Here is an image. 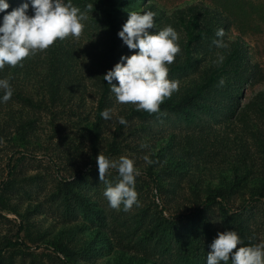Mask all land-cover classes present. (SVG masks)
I'll use <instances>...</instances> for the list:
<instances>
[{"label": "trees", "instance_id": "trees-1", "mask_svg": "<svg viewBox=\"0 0 264 264\" xmlns=\"http://www.w3.org/2000/svg\"><path fill=\"white\" fill-rule=\"evenodd\" d=\"M24 2L9 0L10 7L0 13V21ZM71 2L87 17L84 29L90 31L83 46L71 36L58 39L21 64L0 69V79H7L13 92L9 101L0 102V141L15 146L7 156V175L0 183V211L9 205L7 193L17 186L15 172L20 162L31 157L21 151V145L36 137L42 111L61 106L71 98L69 94L78 96L82 103L78 107L85 108L90 85L99 92L97 106L93 116L86 110L78 115L76 110L68 112L69 119L78 116L74 126H84V138L75 136L66 148L58 144L55 156L47 157V173L40 178H50L53 189L28 207L15 238L0 235V264H13L10 252L14 249L30 248L21 232L29 234L36 225L32 219L43 213L55 219L56 223H49L55 231L49 237L50 230L42 229L36 233L38 239L49 237L55 251L70 258L80 253L87 259L117 255L116 264H207L212 242L218 233L228 230L237 231L245 245H264V89L242 101L246 87L259 81L258 77L263 79L264 72L252 60L244 41L228 38L233 23L245 25L256 19L258 25L264 24V3L214 0L208 7L196 4L169 15L161 13L156 19L161 29L172 26L180 36L181 51L169 65V79L191 81L166 98L158 113L137 111L132 104L129 112L117 119L123 117L127 124L117 121L108 135L112 113L107 120L101 113L111 110L112 92L103 76L122 56L138 51L129 50L118 36L127 21L121 16L126 3ZM219 29L225 32L226 48L213 43ZM220 55L225 57L222 64L217 63ZM221 79L226 81L223 86ZM3 94L0 90V96ZM164 110L169 115H161ZM21 116L28 118L24 121ZM160 119L183 124V131L172 130L158 139L161 143H153L151 139L157 135L151 129ZM136 133L142 136L139 147L133 148L130 139ZM147 135L152 138L147 140ZM127 150L141 175L136 178L140 205L125 212L123 206L117 210L108 201H98L108 183L115 185L120 177L116 170H109L105 176L108 183L101 182L97 157L101 154L119 160ZM145 156L153 162L147 163ZM93 179L96 181L90 182ZM46 189L43 185L38 191ZM236 197L241 203L234 209ZM75 228L81 242L67 238ZM72 245L78 246L73 250Z\"/></svg>", "mask_w": 264, "mask_h": 264}, {"label": "clouds", "instance_id": "clouds-1", "mask_svg": "<svg viewBox=\"0 0 264 264\" xmlns=\"http://www.w3.org/2000/svg\"><path fill=\"white\" fill-rule=\"evenodd\" d=\"M9 0H0V13L9 9ZM29 8L32 9L29 15ZM156 13L129 12V18L118 32L123 44L129 50H137L130 56H122L113 69L103 77L111 85V92L115 94L120 104H133L136 110L148 113H158L166 98L178 91V82L169 79V65H171L180 49L179 33L167 26L158 31H150L155 27ZM86 15L71 0H25L19 7L7 12L0 21V69L5 65L15 67L37 52L47 50L58 39L64 40L71 36L79 38L84 30ZM225 32L219 29L217 39L213 43L218 48H226L223 37ZM225 57L220 55L217 63H223ZM118 83H113V81ZM226 83L221 79L219 84ZM0 102L6 103L13 95L7 79H0ZM107 120L111 118L109 110L101 113ZM121 125L127 121L121 117ZM147 163L151 164L148 156ZM99 178L108 183L105 176L109 170H116L119 181L112 185L108 183L103 195L109 206L127 212L135 205L139 207L136 178L141 171L134 160L121 156L119 160L99 155L97 157ZM238 245H241L237 248ZM236 249V251H233ZM264 264V245H245L237 231L228 230L218 233L211 244V251L207 255V264Z\"/></svg>", "mask_w": 264, "mask_h": 264}, {"label": "rangeland", "instance_id": "rangeland-1", "mask_svg": "<svg viewBox=\"0 0 264 264\" xmlns=\"http://www.w3.org/2000/svg\"><path fill=\"white\" fill-rule=\"evenodd\" d=\"M119 4L126 3V5L121 10L122 18L128 20L129 12L136 11V12H146V11H153L156 13L155 16V27L151 31H158L161 29L160 21L156 19L160 16L161 13L171 14L177 9L187 8L190 5L200 4L203 6H211L214 0H117ZM243 2L252 1L253 4H263L264 0H242ZM248 9H251L252 5L246 3ZM233 18V17H232ZM226 21V20H225ZM259 20H251L248 23L243 24H236L233 23L230 25L228 30V38L229 40H235L240 38V40L245 42V45L249 51V54L252 60L255 63L260 64L263 68L262 71L264 72V24L261 21V25ZM244 26V27H243ZM244 30V32L241 31ZM90 30L84 29L81 36L79 38H75L76 41H81V45L86 43L84 37L89 33ZM180 41V40H179ZM85 63H88L86 61ZM259 81L254 84H250L244 90V97L243 102H247L257 91L264 89V77H258ZM171 80H175L178 82V87H182V85H186L191 81V78L187 79H177L176 77L170 78ZM30 88L34 87V85H29ZM96 90V92H95ZM89 91L87 96V103L84 108L78 107L80 104V99L78 96H71L68 98L65 103H62L61 106L59 104L55 105L53 111L45 112L42 111L41 120L37 122V133L36 137L31 140L30 143L26 145H21V151H25L31 157L22 160L17 168L15 174V178L17 181V186L14 190H11L7 193L9 205L5 209H1L0 211V235L1 236H12L15 238V234L19 227V224L22 221V216L26 212L29 206H34L36 203L39 202L40 198L42 199L45 194H49L53 189V183L50 178L47 181L41 180V176H44L47 173L48 161L50 156H55V154L59 151L58 144L62 148H66V146L72 144V140L75 136H81L83 140V127L74 126V122L78 120V114L81 111H85L91 113L93 116L94 111L97 106V101L99 97V92H97L96 88H93L92 85L89 86ZM111 110L113 122L111 124V128L108 131V135L114 129L117 119L121 115H125L129 112V108L132 104H120L116 101L115 94H111ZM48 105H52L50 100H47ZM54 104V103H53ZM76 108V109H75ZM76 110L78 113L73 117V119L68 118V112H73ZM169 115V112L162 111L161 115ZM6 118L9 116L5 115ZM164 116V117H165ZM171 116H175L171 114ZM54 117V118H53ZM172 117V118H173ZM22 118V116H21ZM28 118V117H27ZM27 118H22L24 121ZM164 119V118H163ZM160 119L156 121L155 126L151 131L154 133L153 135H157V138L151 139V135L145 136V138L151 139V141L155 144H159L160 141L158 139L160 137H167L168 134L171 133L172 130L177 131V133L183 131V124L173 125L170 121H164ZM137 122V120H135ZM119 122V121H118ZM155 122V121H154ZM131 123H128L129 127ZM161 129V130H159ZM139 134H135L130 139V145L133 148L139 147L138 144L140 142ZM235 136V134H233ZM144 137V136H143ZM58 142H62L58 143ZM161 143V142H160ZM12 146V147H10ZM11 148H15L12 143H8V141L1 142L0 141V183L7 175L6 170V163H7V156L9 153L12 152ZM131 153L130 150H127L125 154H121V156H126L130 158L127 154ZM48 154V155H46ZM20 156L18 154L16 157ZM48 157V158H47ZM135 160V159H134ZM137 161V159H136ZM145 162V161H141ZM139 167V166H138ZM65 174V172H64ZM35 178V179H34ZM34 179V180H32ZM96 181L95 179L91 180ZM28 184V185H27ZM27 185V186H26ZM47 188L45 192H39L42 186ZM96 186V184L94 185ZM93 197L94 191L91 190ZM40 193V194H39ZM43 193V194H42ZM99 202H106V198L102 194L101 197L98 198ZM240 199L238 197L235 198V203L233 205L234 209H237L240 205ZM57 214V213H56ZM56 216V215H55ZM54 216V217H55ZM6 217V218H5ZM213 217V216H212ZM216 222L219 224L220 220L217 216H214ZM45 219V220H44ZM55 220V219H54ZM52 217H45V213L35 216L32 221L36 223L35 226L29 231L23 230L21 232V236L25 238V241L28 242L30 248H16L10 252V255L13 257V264H65L63 259L67 260L70 264H116L117 255H108V256H92L89 259L85 258L82 254H77L76 257L70 258L65 255L63 252L55 251L54 245L50 243L49 237L52 235L53 228L49 227V223L53 221L56 223ZM214 220V219H213ZM84 223L81 222V226ZM79 224V227H81ZM49 229L50 231L47 233L49 236L48 239L45 241H40L38 239L39 234L36 235L37 232L40 230ZM61 225L57 226V229H60ZM76 229V228H75ZM70 237H75L76 242H81V235L76 232H71L68 235V239ZM23 239V238H22ZM78 245H72L76 247ZM103 246V245H102ZM76 251V249H75ZM74 256V255H73ZM10 261V259H8Z\"/></svg>", "mask_w": 264, "mask_h": 264}]
</instances>
